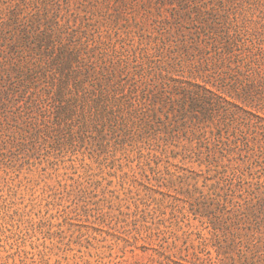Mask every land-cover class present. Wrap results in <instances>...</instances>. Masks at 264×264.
I'll return each mask as SVG.
<instances>
[{
    "label": "rangeland",
    "instance_id": "rangeland-1",
    "mask_svg": "<svg viewBox=\"0 0 264 264\" xmlns=\"http://www.w3.org/2000/svg\"><path fill=\"white\" fill-rule=\"evenodd\" d=\"M219 1L0 0V264H264V5Z\"/></svg>",
    "mask_w": 264,
    "mask_h": 264
},
{
    "label": "trees",
    "instance_id": "trees-1",
    "mask_svg": "<svg viewBox=\"0 0 264 264\" xmlns=\"http://www.w3.org/2000/svg\"><path fill=\"white\" fill-rule=\"evenodd\" d=\"M244 1L248 2L249 0H244ZM260 2H263L262 4L264 5V0H261ZM219 3H221V0L219 1ZM263 18H264V16L262 17V19ZM230 23H232L234 29H232V31L229 32L228 28H224L227 36L226 37L223 36L224 38L229 39L231 41L230 45L219 46L217 44L218 46H216V48L219 51L226 53L227 56L232 54V52L235 53L234 56L236 58L239 57L238 59H236V61L238 62L237 68L239 69L240 66L246 65L245 63H242L243 59L246 56L242 57L240 54L245 50V54L247 55V52L250 50V46L244 47L246 41L243 38V33L241 32V27L243 26V22H241V24L237 23L236 16L234 15V19H232V21ZM261 26L264 27V21L261 23ZM253 35H254V37H253L254 39H250V41L256 40L255 43L258 44L257 45L258 52L260 51V53H261V57L259 59L262 60V62L257 61L258 67L264 66V50L260 46L262 43H264V32H258V33L253 34ZM213 39L214 40L217 39L216 35L213 36ZM220 42H219V44H220ZM233 48L235 50H238L241 52L235 51V50H233ZM253 55H254V53H253ZM253 55H251V56H253ZM237 71L239 72V70H237ZM222 82L223 81H221V84L219 86H217L215 90H210V89H207L201 85H197V87H198L197 92L201 91L202 94H204V97H201V99H203V102H208L207 106H209V107L206 108L204 106V103H201L199 110L194 109V106L196 103L194 100H191L188 102V107H186L184 104L179 106V112L182 113V117H184L187 112L192 111L193 112L192 114H194L193 117L197 118L199 120V122L204 121L203 120L204 118L207 121H211L213 117H218V115L220 116V114H218V112L220 111V108L223 107L224 105H230L232 107H234V106L237 107L236 103L234 102V100H235L234 98H238V95H232V93H228L230 91V87H227V89H224L223 86H225L226 83H222ZM231 85H233V84H231ZM242 94H243L242 100L246 101V103H244L245 106H253V107H256L260 110H264V101L261 98L255 99L254 97L249 96L245 92H243ZM227 97H229L231 99H228ZM199 98H200V96H199ZM212 98H216L218 102L222 103V105L213 103L211 101ZM139 104L142 106L141 111L146 118V125L149 127H152L154 125L152 115H156V110L148 107V105L152 104L151 102H147V101L143 100ZM207 110H209V111L207 112ZM197 113H201L202 116L198 115ZM247 113L253 115V113L251 111H247ZM150 116H152V117L150 118ZM255 116L258 118L259 121L264 120V118H262L258 115H255ZM39 129L40 128H38L37 130H39ZM218 134H220V129H218ZM251 156H252V159H251L252 164L254 163V164H258V165H261V164L264 165V147H260L258 149L257 153H253ZM216 173H217V175L220 173H224V170L223 171L216 170ZM220 177H221V179L224 180V184L227 182V186L231 185V183H229L231 176L223 174V175H220ZM255 184H256V187L254 189H252L249 194H253L252 197H261V198H258V200H257V203L259 206L258 208L260 210V208L264 206V179L256 180ZM251 208H252V206L246 207V210H250ZM252 212H254V211H252Z\"/></svg>",
    "mask_w": 264,
    "mask_h": 264
}]
</instances>
